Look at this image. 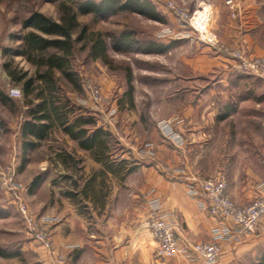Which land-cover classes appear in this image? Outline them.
<instances>
[{
    "label": "rangeland",
    "instance_id": "1",
    "mask_svg": "<svg viewBox=\"0 0 264 264\" xmlns=\"http://www.w3.org/2000/svg\"><path fill=\"white\" fill-rule=\"evenodd\" d=\"M149 1L156 5L163 21L128 11L99 17L82 15L74 6L79 23L91 35L102 36L109 50L106 60L94 59L90 42L77 44L70 63L80 79V90H73L56 71L62 90L80 108L79 114L93 117L99 126L114 134L111 161L127 163L132 183L138 180L134 176L140 167L137 163L150 166L158 162L162 170L169 171L178 162L176 158H180L183 162L180 166L202 178L225 175L229 191L231 187L244 198L245 192L252 189L253 179L264 180V82L254 76L247 80L240 78L241 71L231 54L255 56L220 39L216 28L220 27V20L227 18L224 0H169L190 16L185 28L180 27L179 18L166 0ZM227 10L232 19L239 18V8L232 11L227 6ZM36 12L59 20L61 5L47 0L0 1V249L20 255L13 259L0 255V264H48L46 257L41 260L39 246L28 234L10 190L18 187L15 193L39 223L48 208L46 201L50 203V198H56L51 206L59 208L63 205L60 196L68 195L72 189V182L64 179L66 174H71L82 186L83 165L95 164L91 154L79 149L59 127L38 149L24 154L21 132L27 107L23 104L24 97L10 93L13 88L22 92V87L8 76L5 63L11 61L31 75L35 73V67L18 52L22 51L23 37L28 32L24 22ZM125 31L134 33L139 43L155 41L168 50L151 52L139 44L133 51H120L113 38ZM168 31L180 37L164 38ZM88 85L100 91L99 105L86 90ZM130 86L132 98L128 95ZM192 122L201 123L206 141L200 157H196L195 147L188 149L186 138L179 132L180 128L191 127ZM167 127L182 136V144L168 138ZM69 155L73 160L63 163ZM69 165H78L77 170L60 169ZM49 179H52L50 187L46 182ZM35 180L40 184L32 192ZM114 183L115 179L109 181L108 187ZM78 204L83 214H88V207L82 201ZM262 246L260 254H248L233 264L260 262L264 257Z\"/></svg>",
    "mask_w": 264,
    "mask_h": 264
},
{
    "label": "crops",
    "instance_id": "2",
    "mask_svg": "<svg viewBox=\"0 0 264 264\" xmlns=\"http://www.w3.org/2000/svg\"><path fill=\"white\" fill-rule=\"evenodd\" d=\"M236 2L239 18L232 19L224 0L227 18L223 22L220 20V27L216 28L220 39L235 48H242L248 55L264 56V0ZM190 124L191 127L180 128L179 132L186 138L188 149L191 151L195 147L196 157L203 156L206 141H203L202 125ZM93 160L95 164L82 167L85 174L81 188L85 187V194L80 201L88 207V214H83L78 200L64 194L60 196L63 205L59 208L51 206L56 198H50V203L46 201L48 208L41 216L52 226L55 251L66 257V264H201L198 260L187 261L182 256L158 258V245L147 227V200L158 197L164 210L173 216L181 243L210 241L222 222L200 207L198 200L190 197L187 190L189 180L200 179L201 175L189 173L180 166L183 164L181 159L176 158L175 167L166 171L172 177L164 173L161 163L150 166L137 163L140 167L134 176L138 180L132 183L126 162L119 163L121 169L115 167V170H110L106 163ZM125 168H128L126 172ZM60 169L67 170L65 166H60ZM114 179L113 187H108L109 181ZM46 182L47 186L52 185V179ZM251 182L252 189L245 192L244 198L230 187L229 195L239 205L251 204L261 195L258 185L264 180L258 178ZM89 188L92 190L87 192ZM221 245L224 250L217 264H233L248 254L256 253L264 245V216L257 233L246 234L239 241H222ZM37 251L43 261L45 252L40 247Z\"/></svg>",
    "mask_w": 264,
    "mask_h": 264
},
{
    "label": "trees",
    "instance_id": "3",
    "mask_svg": "<svg viewBox=\"0 0 264 264\" xmlns=\"http://www.w3.org/2000/svg\"><path fill=\"white\" fill-rule=\"evenodd\" d=\"M7 1V0H0ZM58 1L61 5V16L55 20L40 12L32 14L24 22L28 30L23 37V49L19 56L35 67V73L20 69L11 61L5 63V71L17 84L21 85L24 94V106L27 107V118L22 126L24 154L40 147L41 143L50 138V134L59 127L65 135H70L79 149L85 150L100 163H106L110 170L122 167L111 161L115 136L110 130L98 125V120L91 116L79 114L81 111L62 90L60 78L70 84L73 90H80V79L72 69L71 58L76 51V45L82 41L91 44V56L95 59L106 60L108 57L107 43L99 34L91 35L86 26L79 23L77 14L93 15L96 17L113 15L119 12H136L150 19L163 21L156 5L149 0H47ZM74 6L78 7V13ZM115 46L120 51H133L137 45L143 44L148 51L163 53L168 47L153 42L139 43L134 33L125 31L119 37L113 38ZM240 73V72H239ZM252 75L242 72L240 78L250 79ZM128 95L132 98V87ZM3 98V97H2ZM227 116L222 117L225 120ZM26 158L24 159V161ZM73 160L71 155L63 160L69 164ZM70 166V167H69ZM69 171L77 170L78 165H69ZM121 169V168H119ZM115 170V169H114ZM72 182V189L68 196L78 200L85 194V187L81 188L80 181L71 174L64 177ZM40 181L35 180L33 188L38 187ZM262 248V247H261ZM260 248V249H261ZM260 249L256 255L260 254ZM260 251V252H259ZM0 255L5 258L19 257V253H7L0 249ZM264 264V257L260 262Z\"/></svg>",
    "mask_w": 264,
    "mask_h": 264
},
{
    "label": "built area",
    "instance_id": "4",
    "mask_svg": "<svg viewBox=\"0 0 264 264\" xmlns=\"http://www.w3.org/2000/svg\"><path fill=\"white\" fill-rule=\"evenodd\" d=\"M166 2L175 16L179 18L180 27L185 28L190 20L188 13L183 9L178 10L171 1L166 0ZM226 4L232 11L238 8L236 0H226ZM232 15L236 16L233 13ZM163 37L177 38L180 36L168 31ZM231 57L236 61V68L239 71L248 73L255 78L258 77L264 82V56L246 58L241 52H235L231 54ZM86 90L93 95L96 104L99 105L100 91L91 85H88ZM10 93L21 99L24 97L21 90L17 88L11 89ZM165 132L175 144H182V136L171 127H167ZM164 173L172 177L168 172ZM258 188L261 195L250 205L242 207L235 203L229 195L228 181L225 175L219 174L213 179L191 178L187 185L188 195L197 199L200 207L206 210L210 216L218 218L222 222V226L213 232L211 240L202 243L190 241L181 243L176 234L177 225L173 216L164 210L161 199L158 197L149 198L147 200L149 208L147 227L158 245L157 257L182 256L187 261L198 260L201 264H217L224 250L221 245L222 241H239L246 234L257 233L260 229V223L264 216V182L260 183ZM17 190L16 186L10 190L12 202L26 225L28 234L45 252L48 264H66V257L55 251L53 238L47 228V220L43 218L37 223L32 210L29 209L21 196L15 193Z\"/></svg>",
    "mask_w": 264,
    "mask_h": 264
}]
</instances>
